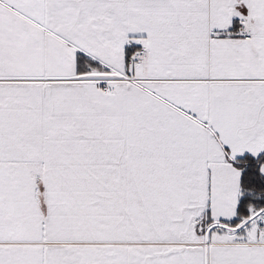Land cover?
I'll return each mask as SVG.
<instances>
[{
    "label": "snow or ice",
    "instance_id": "snow-or-ice-1",
    "mask_svg": "<svg viewBox=\"0 0 264 264\" xmlns=\"http://www.w3.org/2000/svg\"><path fill=\"white\" fill-rule=\"evenodd\" d=\"M0 264H264V0H0Z\"/></svg>",
    "mask_w": 264,
    "mask_h": 264
}]
</instances>
